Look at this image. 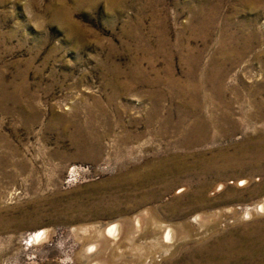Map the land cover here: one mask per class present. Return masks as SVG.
<instances>
[{"label": "rangeland", "instance_id": "374dc122", "mask_svg": "<svg viewBox=\"0 0 264 264\" xmlns=\"http://www.w3.org/2000/svg\"><path fill=\"white\" fill-rule=\"evenodd\" d=\"M244 24L259 39L232 62L219 59L222 98L207 87L186 99L138 74L165 79L170 67L179 82L189 58L205 79L222 39ZM263 52L264 0L258 14L240 0H0V264H198L264 225V213L245 214L264 204V160L222 162L264 135L248 118L264 114ZM151 91L167 93V124L150 123ZM189 97L203 127L186 114ZM211 104L220 119L225 105L231 114L217 130ZM177 157L202 169L151 177ZM217 216L225 222L215 227Z\"/></svg>", "mask_w": 264, "mask_h": 264}, {"label": "bare ground", "instance_id": "6f19581e", "mask_svg": "<svg viewBox=\"0 0 264 264\" xmlns=\"http://www.w3.org/2000/svg\"><path fill=\"white\" fill-rule=\"evenodd\" d=\"M105 1H107L108 3H111L114 0H105ZM118 1L121 2L122 0H118ZM262 3H263V0H240L241 5L245 6L246 8H249L251 11L256 12L257 14H258L259 8L262 6ZM259 17L260 15L257 17L256 22L259 19ZM227 20H229V18ZM248 26L249 24L241 25L238 28V34L236 38L232 37L229 41H227L226 37L222 39L221 45L223 47L219 51H217L213 59L210 61L208 65L209 68H205L202 70L201 75L205 74L206 76L205 79L203 76L202 79H199L198 81L196 80L197 77L194 74L195 61L189 62V58L188 60H186V63L190 71L188 72L185 79L180 80L179 82L175 80L174 76H172V74L170 73V69H169L170 67H167L166 69L167 78L165 79L161 77V74H159L158 71L156 72V75H155L156 77L150 78V79H148L146 73L139 72L138 74L142 78V81L144 83H147L148 85L174 84L176 87H178L177 88L178 91L183 94V98H186V99L189 96V94H192V93L194 94L197 92V90L204 91L207 87L211 88V92L209 93L211 98L215 96L222 98L223 96L222 92H224L222 91L223 76H219V74L217 75L216 64H218L219 59L224 62L225 61L232 62L235 58H238L240 55H242L243 51L245 52L246 50L253 49L254 44L258 42L259 33L255 31L251 35L248 34L246 32V27ZM152 32L156 33V31L154 30ZM157 42H158V45H160V47L158 48V52H161V47H164L166 43V38L159 34L157 38ZM191 53L193 56V50ZM153 65L154 64L152 62L151 67H153ZM164 94H167V93L162 92L160 93V95L156 96V94L153 93V91H151L149 94V98L151 99V102H152L150 110L153 112V114L152 112H150L149 119H150V123L153 122V125L154 123H156L157 120H160L162 123L167 124L168 119L170 118V116H168L170 113L168 112L169 114L167 113L168 114L167 115L166 114L167 110L164 111L165 109L163 106V100H165L166 98ZM189 98L191 99V101L185 100L187 101V104L183 106L185 107V109L187 108L186 114L187 116H197L195 120L193 121L192 126L195 125L194 127H203V125L205 124L204 120L201 118L203 111L201 112V107L198 105L196 106V104L193 103L194 98L193 100H192V97H189ZM158 100L160 103L158 102ZM261 102L264 103V97L262 98ZM255 104L256 102L254 103V105ZM225 107H226L225 109L226 112L224 111V116L222 119H220V117L222 116L216 113V106L214 104H211V108L213 111H210V114L208 115V120H209L208 125L213 127L214 130H217L218 122H221V121L227 122L229 121V119H231L230 111L229 112L227 111V109L229 108L227 105H225ZM161 112H164V114ZM186 114H184V119H186L185 118ZM248 118L249 120L250 119L254 120L258 124L264 125V114L261 115L259 118L253 117V116L252 117L249 116ZM184 122H186V120H184ZM236 131L237 130L230 129L227 132V131H223V130L221 131L220 129H218V135L222 137H229V136H233L234 134H236L235 133ZM167 132L168 131L166 128L162 130L163 135H165V133ZM262 160H264V135H257L249 143H248V140L244 141L239 149L235 150L231 154L223 155V158H222L223 164L224 162H227L226 164H224V166L233 164L232 162H239V161H245L244 163L248 166L250 164H255L256 166H259V162H261ZM184 161L186 163V159H184L183 157H177L174 159V161L171 160V162L169 163H164V164L161 163L158 165H154L152 169L151 177L152 178L154 177L156 180H161L164 176H167L169 174L177 176L179 174H190L191 171L196 172L197 170L202 169L201 167L202 164L200 163V161L202 160H197L193 164L186 163V165L184 164ZM216 161L217 159L212 161V163ZM202 162L204 163V161ZM165 164H167L168 166H164ZM173 183L174 181L171 182V185ZM241 184L245 185L246 181L242 179ZM206 189L207 187L198 189V195L200 196V198H202L205 195ZM260 213H264V204L259 203V205L250 207L245 214L247 215L249 219V218L259 217ZM223 221L225 222L224 219L222 220V218L217 216V218L214 219L213 221L214 223L213 225H215V227H218V225L221 224V222ZM107 231L113 235L117 231V227L114 225L110 227ZM37 235H40V232H37L36 236ZM191 238L192 236L189 234L187 239L190 240ZM202 255H203L202 257L200 256V260L198 264H245L248 259L251 261L257 260L256 263L260 264V260L264 262V225H259V224L254 223L252 224L251 228L246 227L241 235L235 238H232L231 240H228L225 243L224 248L222 247L216 248L212 251L207 250L206 253Z\"/></svg>", "mask_w": 264, "mask_h": 264}]
</instances>
